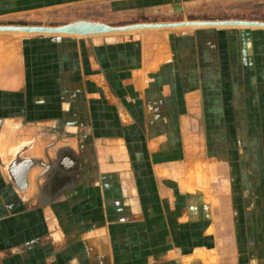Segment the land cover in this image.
I'll use <instances>...</instances> for the list:
<instances>
[{
	"label": "crops",
	"instance_id": "obj_1",
	"mask_svg": "<svg viewBox=\"0 0 264 264\" xmlns=\"http://www.w3.org/2000/svg\"><path fill=\"white\" fill-rule=\"evenodd\" d=\"M207 2L0 0V25ZM201 27L0 31V264H264V29Z\"/></svg>",
	"mask_w": 264,
	"mask_h": 264
},
{
	"label": "rangeland",
	"instance_id": "obj_2",
	"mask_svg": "<svg viewBox=\"0 0 264 264\" xmlns=\"http://www.w3.org/2000/svg\"><path fill=\"white\" fill-rule=\"evenodd\" d=\"M215 3L208 4L202 3L200 7H192L189 6L191 10H189L190 16L194 18H207L203 21H212V20H253V21H264V0H214ZM95 6L90 5L88 8L83 6L82 9H79L78 12H81L83 15H88L89 17L94 16ZM144 8V7H143ZM101 12V8L98 9V13ZM217 16V17H215ZM178 19V14H159L151 10H143L138 11L135 15H124L119 17H115V21L113 20L112 26H123V25H130V24H138V23H155L150 21L152 18L153 20H157L160 18L163 19ZM192 17V18H193ZM96 18V17H95ZM216 18V19H214ZM97 21V20H96ZM8 22V21H6ZM10 22V21H9ZM201 27V26H195ZM202 29H217L214 26H207L205 28L201 27ZM219 28V27H218ZM222 29V28H221ZM229 29H240V30H247L244 28H229ZM111 35H125V33H115Z\"/></svg>",
	"mask_w": 264,
	"mask_h": 264
},
{
	"label": "water",
	"instance_id": "obj_3",
	"mask_svg": "<svg viewBox=\"0 0 264 264\" xmlns=\"http://www.w3.org/2000/svg\"><path fill=\"white\" fill-rule=\"evenodd\" d=\"M169 22V23H138L123 26H110L105 23L91 21H75L59 26H22V25H0V31H17L25 33H47V34H68V35H93L100 33H110L116 31L137 30L146 28H169L181 25H227V26H253L264 24V21L251 20H212V21H189L188 23Z\"/></svg>",
	"mask_w": 264,
	"mask_h": 264
},
{
	"label": "bare ground",
	"instance_id": "obj_4",
	"mask_svg": "<svg viewBox=\"0 0 264 264\" xmlns=\"http://www.w3.org/2000/svg\"><path fill=\"white\" fill-rule=\"evenodd\" d=\"M189 21H184L183 23H188ZM196 25H181V26H176V27H195ZM199 26H218V27H222V26H227V25H199ZM239 26H245V25H239ZM252 27V26H251ZM253 27H256V28H263L264 29V24H257V25H253ZM22 33V32H21ZM23 33H25V32H23ZM28 34V33H27ZM29 34H31V33H29ZM43 34V33H42ZM45 34H47V33H45ZM64 35H66V34H64Z\"/></svg>",
	"mask_w": 264,
	"mask_h": 264
}]
</instances>
